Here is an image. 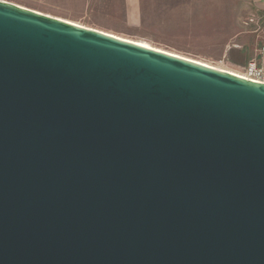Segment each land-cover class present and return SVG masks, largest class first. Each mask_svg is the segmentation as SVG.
Here are the masks:
<instances>
[{
    "label": "water",
    "instance_id": "water-1",
    "mask_svg": "<svg viewBox=\"0 0 264 264\" xmlns=\"http://www.w3.org/2000/svg\"><path fill=\"white\" fill-rule=\"evenodd\" d=\"M0 264H264V82L0 0Z\"/></svg>",
    "mask_w": 264,
    "mask_h": 264
},
{
    "label": "rangeland",
    "instance_id": "rangeland-1",
    "mask_svg": "<svg viewBox=\"0 0 264 264\" xmlns=\"http://www.w3.org/2000/svg\"><path fill=\"white\" fill-rule=\"evenodd\" d=\"M245 0H31V9L146 43L238 72L224 60L222 43L261 40L263 31L240 33L248 15ZM216 9L212 17L203 12ZM211 10V9H210ZM252 29V28H251ZM238 34V35H237ZM244 34V35H243ZM237 35V36H236Z\"/></svg>",
    "mask_w": 264,
    "mask_h": 264
},
{
    "label": "crops",
    "instance_id": "crops-1",
    "mask_svg": "<svg viewBox=\"0 0 264 264\" xmlns=\"http://www.w3.org/2000/svg\"><path fill=\"white\" fill-rule=\"evenodd\" d=\"M5 1H9L12 3L27 7L29 6L31 0H5ZM245 1H246L245 3H248L250 6H247L248 9L246 10L247 11L246 13L248 15L246 16V19L244 20V24L246 28L249 27L250 29L242 31L240 33H247L246 35H248L251 33H257L258 32L257 29H259L263 31L261 35V37H263L264 35V16H263L264 6H263V3L261 0H245ZM27 8H30V7H27ZM210 9H207L203 12L204 14L207 15V17H212L214 13L219 11V10H216L215 8L214 9L210 8ZM260 41L261 40H257L256 43L251 44L248 40H244V39L239 40V38L237 41H226L225 40L224 42H221L222 43L221 55L224 60H227L228 63L232 64L238 69H241L246 64L249 57H251L254 54Z\"/></svg>",
    "mask_w": 264,
    "mask_h": 264
},
{
    "label": "built area",
    "instance_id": "built-area-1",
    "mask_svg": "<svg viewBox=\"0 0 264 264\" xmlns=\"http://www.w3.org/2000/svg\"><path fill=\"white\" fill-rule=\"evenodd\" d=\"M261 1L264 6V0ZM236 73L246 79L264 82V35L254 54L249 57L246 64Z\"/></svg>",
    "mask_w": 264,
    "mask_h": 264
},
{
    "label": "bare ground",
    "instance_id": "bare-ground-1",
    "mask_svg": "<svg viewBox=\"0 0 264 264\" xmlns=\"http://www.w3.org/2000/svg\"><path fill=\"white\" fill-rule=\"evenodd\" d=\"M140 43H141V42H140ZM142 44L147 45V46H150V45H148V44H146V43H142ZM229 72H231V71H229ZM231 73H234V72H231ZM234 74L238 75L237 73H234Z\"/></svg>",
    "mask_w": 264,
    "mask_h": 264
}]
</instances>
